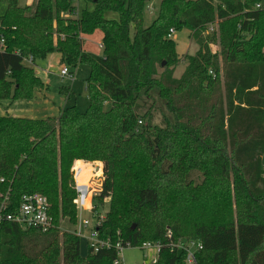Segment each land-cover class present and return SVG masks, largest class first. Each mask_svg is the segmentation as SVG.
<instances>
[{
  "label": "trees",
  "instance_id": "trees-1",
  "mask_svg": "<svg viewBox=\"0 0 264 264\" xmlns=\"http://www.w3.org/2000/svg\"><path fill=\"white\" fill-rule=\"evenodd\" d=\"M261 1L162 0L146 28L150 0H93L94 10L80 17L76 0L26 7L0 0L7 6L0 17V102L31 100L45 88L25 64L30 57L36 64L57 53L62 66L90 67L86 111L66 107L42 120L0 116V204L13 213L24 196L39 193L54 220L48 233L3 223L0 264H114L118 244L147 242L161 245L154 264H190L185 240L201 246L191 264H264ZM108 12L119 19L106 18ZM211 25L218 28L207 33ZM184 29L199 47L194 56L177 53L171 31ZM96 30L102 55L83 46V35ZM76 159L104 164L95 215L110 199L97 230L111 246H89L86 256L75 233L59 239L61 222L78 220L70 187Z\"/></svg>",
  "mask_w": 264,
  "mask_h": 264
},
{
  "label": "rangeland",
  "instance_id": "rangeland-1",
  "mask_svg": "<svg viewBox=\"0 0 264 264\" xmlns=\"http://www.w3.org/2000/svg\"><path fill=\"white\" fill-rule=\"evenodd\" d=\"M162 0H150V3L148 4L146 11H145V22L144 27H149L153 21L158 16L159 6ZM36 2V0H18V4L20 7H26V6H33V4ZM261 7L264 9V0L261 1ZM76 6H77V12L76 17H80L85 9L87 10H94L95 4L93 0H76ZM7 6L4 2H0V17L3 16L6 13ZM106 18L108 19H119V15L116 12H108L106 13ZM218 26H214V32L217 30ZM208 33V32H207ZM213 33V32H211ZM190 31L187 29H184L179 32H175L173 35L174 40L177 43V53L180 57L188 56H194L196 52L198 51V45L191 39ZM83 46L84 50L88 53H92L95 55H102L103 49H101L100 44H102L103 37H102V31L96 30L93 34L90 35H83ZM58 54H51L47 57L45 60H38L36 64L28 63L25 64L31 68H33L36 72V75L44 76V72H42L40 67H43V70H49V73H45V75H48V79L50 82V87L48 91L46 92L47 96L57 105L62 103V106L66 107H72L77 106V108L84 112L88 109L89 106V99L88 95L85 90L86 86V79L90 75V67L87 64H81L76 68L75 70L69 68L70 71H73V76L70 75L68 77L62 78L59 75V71L61 69V62L57 58ZM243 60V59H242ZM64 66V65H63ZM187 66V62L181 63L175 72L176 78H180L182 74L184 73ZM220 77H223V73H220ZM62 86L69 87L71 86V98L67 96V94L61 92ZM36 90V94H39L41 90ZM11 101V100H8ZM2 102H0V113ZM154 123L157 125L161 124V117L160 115L156 114ZM83 161L87 164H89L90 168H88L87 171H83L81 173L80 182L84 183L85 185H88L92 189V198L91 195L88 196V199L85 200L84 207L86 210L82 211L81 215L79 213L78 220L76 224H72L67 219L63 220L61 222V230L59 233V239L62 242L64 238V233H75V231L78 230L79 225L84 220H89L92 224L96 223V220L98 217L99 221L104 220L106 217L107 212L110 210V199H106L102 208H100V214L95 215L89 212L91 208L94 209V198L98 196L102 189H103V182L105 180V177L103 178V171H104V164L102 162H90L86 160H79L76 159L73 162V165L71 167V189L74 191V187L76 184V179L74 178L73 168L76 166V162ZM101 165V169L95 170L97 168V165ZM84 174V175H83ZM195 181L199 183L201 179L197 176H195ZM89 182V184L87 183ZM94 197V198H93ZM1 209V206H0ZM76 234V233H75ZM91 235V230L84 229L82 231V236L80 237L81 241V255L85 256L88 253L89 248V237ZM185 244L188 245V240L184 241ZM147 244H152L153 247L151 248H144L142 245L141 247H128L124 248L121 252L119 258L122 260V264H154L155 261V255L157 254L156 245L157 243L147 242ZM154 254V255H153Z\"/></svg>",
  "mask_w": 264,
  "mask_h": 264
},
{
  "label": "built area",
  "instance_id": "built-area-1",
  "mask_svg": "<svg viewBox=\"0 0 264 264\" xmlns=\"http://www.w3.org/2000/svg\"><path fill=\"white\" fill-rule=\"evenodd\" d=\"M257 8H261V5H257ZM214 26L215 25H211L209 27L208 33L214 32ZM171 33L172 35H174L175 31L172 30ZM100 47L103 48L102 44L100 45ZM4 49H5V39L2 36H0V51ZM25 61L28 63H33V58L30 57ZM61 75L62 77H68L70 75L73 76L72 72L69 70V68L66 65L62 66ZM139 123L142 124V121H140ZM81 172H82L81 167L74 166L73 173H74V178L76 179V184L74 187V191L76 194L75 204L77 206L80 215L82 211L86 210L84 207L85 200L88 194L92 191V189L88 185H85L84 183L80 182ZM103 178H104V171H103ZM0 206H1L0 226L5 222L15 223L25 230L35 229L40 231L41 233H48L54 228V220L51 215L50 202L48 198L42 194L35 193L32 195L24 196L21 201V205L19 206V208H17V211L13 213H7L6 211L7 207L4 203H1ZM93 210L94 209L91 208L89 212L93 213ZM95 220H96L95 224H92V222L90 223L89 220L82 221L79 225L78 230L75 231L76 235L78 237H81L82 231L84 229H89L91 230V235L89 237V243H90L89 245L91 247H93L96 251L105 247L110 248L111 244L109 241H104L99 238V233L97 228L101 221H99L98 219ZM179 246L182 247L181 245ZM143 247L151 248L153 247V245L144 244ZM116 248L118 250V255L120 256L124 248L120 244H118ZM197 248H201V246L196 245L194 243L188 244L186 247V250L188 251V262L190 264L195 262L194 253ZM156 249L157 252L159 253L161 249V245L157 244ZM121 261L122 260H120L119 258L114 264H122Z\"/></svg>",
  "mask_w": 264,
  "mask_h": 264
},
{
  "label": "crops",
  "instance_id": "crops-1",
  "mask_svg": "<svg viewBox=\"0 0 264 264\" xmlns=\"http://www.w3.org/2000/svg\"><path fill=\"white\" fill-rule=\"evenodd\" d=\"M57 58L61 62L60 54H58ZM40 68H41L42 72H44V76L41 75V77L40 76L39 77L43 80V82L45 84V89L41 90L39 92V94H36V92H35V98L31 99V100L3 101L2 102L3 105H1L2 106L1 107L2 112L0 113V116L9 115V116L18 117V118L37 119V120L41 119L42 120V119H46V118L58 117L60 115V113L62 112V110L64 108H66V106H62V103L57 105L47 96L46 92L48 91V89L50 87V82L48 79V75L46 76L45 73L47 74L50 71L49 70H43V67H40ZM61 69H62V64H61ZM61 69L59 71V75L62 77ZM62 78H64V77H62ZM70 87L71 86H69V87L62 86V88H61V92L67 94V96L69 98H71V95H70L71 94V88ZM85 90H86V86H85ZM87 183L89 184V182H87ZM155 256H156L155 257V261H156L157 256H158V252ZM155 261H154V263H155Z\"/></svg>",
  "mask_w": 264,
  "mask_h": 264
},
{
  "label": "bare ground",
  "instance_id": "bare-ground-1",
  "mask_svg": "<svg viewBox=\"0 0 264 264\" xmlns=\"http://www.w3.org/2000/svg\"><path fill=\"white\" fill-rule=\"evenodd\" d=\"M84 171V170H82ZM82 173V172H81ZM91 195L92 196V191L88 194V196ZM88 196L86 197V199H88Z\"/></svg>",
  "mask_w": 264,
  "mask_h": 264
},
{
  "label": "water",
  "instance_id": "water-1",
  "mask_svg": "<svg viewBox=\"0 0 264 264\" xmlns=\"http://www.w3.org/2000/svg\"><path fill=\"white\" fill-rule=\"evenodd\" d=\"M164 65V64H163Z\"/></svg>",
  "mask_w": 264,
  "mask_h": 264
}]
</instances>
